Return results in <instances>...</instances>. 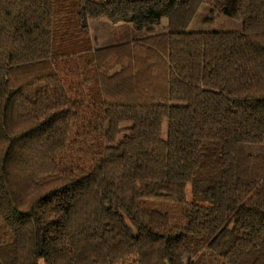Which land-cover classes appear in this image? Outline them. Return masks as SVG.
I'll use <instances>...</instances> for the list:
<instances>
[{
	"label": "trees",
	"instance_id": "obj_1",
	"mask_svg": "<svg viewBox=\"0 0 264 264\" xmlns=\"http://www.w3.org/2000/svg\"><path fill=\"white\" fill-rule=\"evenodd\" d=\"M0 264H264V0H0Z\"/></svg>",
	"mask_w": 264,
	"mask_h": 264
},
{
	"label": "rangeland",
	"instance_id": "obj_2",
	"mask_svg": "<svg viewBox=\"0 0 264 264\" xmlns=\"http://www.w3.org/2000/svg\"><path fill=\"white\" fill-rule=\"evenodd\" d=\"M207 9L205 5L200 8L199 14L190 23L189 31L211 32V31H239L242 28L240 21L228 18L226 15L216 17L213 24L203 21L202 19L207 16ZM165 22V19H162ZM90 37L96 43V47H104L121 42L130 41L139 38V35L134 33L132 25L129 23H116L112 24L107 19L90 20L88 22ZM187 199H189V195Z\"/></svg>",
	"mask_w": 264,
	"mask_h": 264
}]
</instances>
